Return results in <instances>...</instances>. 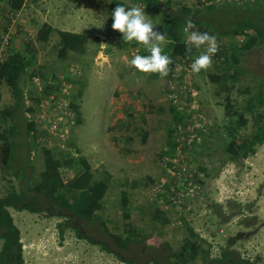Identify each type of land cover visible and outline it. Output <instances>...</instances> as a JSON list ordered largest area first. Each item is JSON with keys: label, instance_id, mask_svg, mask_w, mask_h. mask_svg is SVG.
<instances>
[{"label": "rangeland", "instance_id": "obj_1", "mask_svg": "<svg viewBox=\"0 0 264 264\" xmlns=\"http://www.w3.org/2000/svg\"><path fill=\"white\" fill-rule=\"evenodd\" d=\"M113 1L27 0L20 10L12 9L8 0L0 2L4 5L0 7L1 61L15 51L28 53L30 49L36 53L35 62L21 81L26 95L24 110L35 107L34 112L25 111L27 119L35 122L28 141L31 147L25 133L20 139L23 147L18 148V157L12 167L2 168L0 163V204L13 217L16 229L12 231L14 236H20L25 264H139L124 260L128 254L135 255L116 248L98 223L79 218L30 191L45 166L44 146L51 147L60 156L67 152L76 157L85 155L97 176L107 171L112 174L109 191L99 211L111 232L122 233L137 227L147 235V251L159 249L169 253L181 247L187 235V221L203 239L204 253L196 262L208 264L207 257H219L227 249L255 264H264V144L246 159L229 160L224 148L228 140L225 129L230 122L225 107L227 92L218 94V86L210 78V74L218 69L219 59L213 56L211 65L198 74L191 70L182 72L186 66L184 62L176 71L177 82H170L167 75L139 72L129 60L139 54L143 46L125 43L122 35H117L111 28ZM123 1L144 8L155 25L154 30L165 33L163 24L168 15H162L142 2ZM172 2L175 8L188 4L204 9V20L209 23L223 19L222 12L225 24H215L219 30L230 28L249 15L250 11L245 10L249 3H252L251 16L256 15L255 20L261 25L264 23V0ZM207 4L219 7L226 4L228 9L207 12L204 8ZM225 10L231 12L228 14ZM45 23L55 29L87 33L97 37V42L90 43L86 53L70 52L62 59L58 54L56 32L46 42L37 40V33ZM194 30L198 31V27ZM240 41L237 36L216 37L217 44H238ZM167 43L165 33L162 48ZM203 51L202 46L196 55ZM239 69L241 75L237 80L232 75L227 80L234 83L231 96L243 108L249 97L264 91V39L241 56ZM32 73L37 76L32 77ZM54 83L60 88L48 93L47 86ZM81 86L84 94L79 103L83 122L77 124L74 112L69 110V96ZM184 86L195 88L197 94H186ZM174 89L178 97L171 96ZM0 96V110L17 102L6 83L0 85ZM173 104L184 107L189 113L188 123L195 125L189 136H186L187 132L178 131L172 135L176 141L186 136L181 140L184 144L180 152L177 148L172 150L168 144L169 130L174 127L169 110ZM64 107H67L65 114L62 112ZM247 118L248 124L240 128L239 135L249 134L254 129L253 114L247 113ZM196 121L205 134L200 132ZM24 128L22 131L25 132ZM167 157H178L188 168L198 171V177L203 180L199 195L185 199L181 204L154 195L149 186L168 176ZM62 171L67 181L78 174L79 168L69 165ZM148 177L154 180L150 182ZM12 187L26 193L28 198L6 200ZM123 192L128 194L127 206L122 204ZM27 201H34L39 210H21L13 204L23 205ZM156 206L166 214L168 222L153 217ZM67 217H72L73 227L66 228L61 236L58 223ZM76 227L97 242L78 236ZM101 241L122 258L103 249L99 244ZM2 244L0 238V250ZM130 250L146 252L135 245ZM137 258L141 264H155L144 257Z\"/></svg>", "mask_w": 264, "mask_h": 264}, {"label": "trees", "instance_id": "obj_2", "mask_svg": "<svg viewBox=\"0 0 264 264\" xmlns=\"http://www.w3.org/2000/svg\"><path fill=\"white\" fill-rule=\"evenodd\" d=\"M27 0H8V4L12 9L20 10L25 5ZM136 2H142L144 5L157 11L162 15H168L163 27L167 36L168 43L163 48V52L171 58V63L168 65L167 77L170 80L177 78L178 74L175 69L179 60L184 59L191 63L197 56V48L192 47L189 51L188 46L185 44V35L183 27L187 20H192L195 29L198 27L200 32H208L215 37L237 36L241 38L238 44L231 43L227 45L225 43H218V51L214 55L219 59L217 63V70L210 74L211 81L218 86V94L221 92H227L225 107L230 122L226 125V134L228 140L226 141L224 148L229 160L236 161L238 159H246L254 154L259 145L264 144V91L260 90L254 93L246 100L243 108H240L231 96L232 90L235 88L234 83L230 84L227 78L232 75V78L236 80L241 75L239 65L241 63V56L259 45L264 39V23L261 25L255 20L256 15H252V3L245 8L250 11V14L236 21L230 28L219 30V27L215 24L223 25L225 17L221 12L220 15L223 19H217L216 22H206L204 20V9L200 7H192L188 4H182L175 8L172 0H134ZM202 3V1H200ZM258 2V1H256ZM118 3L125 4L126 7L132 6L123 0H114L113 9ZM261 2H259L260 4ZM262 4V3H261ZM205 10L220 12L223 9H228V5L224 4L222 7L215 4L204 5ZM230 13L231 11H226ZM236 14L235 10L232 11V15ZM219 15V16H220ZM237 17V15H236ZM263 20L262 17H258ZM216 19V17H215ZM223 20V21H222ZM263 22V21H262ZM228 22H226V25ZM56 32L59 38L58 41V54L62 59H66L70 52L86 53L88 45L90 43L97 42V37H92L87 33H80L62 29H55L51 24L45 23L37 33V40L48 41L52 34ZM117 35L120 34L115 30ZM221 38V37H220ZM135 43V42H134ZM29 53V54H28ZM28 53L24 51H15L10 54L5 60L0 61V85L2 83L8 84L13 92L17 102L9 107L0 110V163L2 168H10L14 164L15 159L18 157V148L23 147L20 141L26 133L27 144L32 137L31 132L34 129L35 122L28 120L25 116V111H35L34 106L25 108V90L21 85V81L24 75L29 73V68L35 62L36 53L28 49ZM145 47L139 50V55H148ZM170 65H173V69L170 70ZM187 71L184 69L182 72ZM159 75L158 73H155ZM32 77L37 76L32 73ZM55 79V75H53ZM69 79V78H68ZM177 82V80H176ZM84 86V85H83ZM83 86L79 87L75 92L69 96L70 111L74 112L75 122L80 124L83 122V116L81 111V105L79 99L83 96ZM60 85L57 83L47 86L48 93H52L58 90ZM178 92V91H177ZM189 93V91H188ZM187 94V93H186ZM1 99V96H0ZM40 102V99H37ZM189 104V103H188ZM172 115V121L174 127L169 130L168 140L169 148L175 150L177 148V141L175 137L172 139V135H175L180 125H186L189 122V113L183 108L180 109L176 105L169 107ZM247 113L253 114L254 129L249 134L239 135L240 128L245 127L248 124L249 119ZM23 117L21 118V116ZM26 131H22L23 127ZM202 134H205L200 130ZM207 135V134H206ZM72 145V143H71ZM69 145V146H71ZM31 145L29 146V148ZM80 153V149H76ZM45 156V166L41 171L39 178H37L30 186V191L37 197L41 196L47 201L52 202L58 206L64 207L71 211L79 218L90 221L91 223H98L102 232L107 234L112 240L114 245L123 249L139 248L141 251H147L145 249L146 237L142 229L137 227H130L122 233L111 232L105 219L99 214L102 210L105 197L110 188V181L112 174L106 172L102 176H97L93 171L90 160L85 155H78L76 157L73 153L67 152L65 155H58L51 147H43ZM77 166L79 172L70 180H65L63 176V168L66 166ZM191 168V167H190ZM192 169V168H191ZM194 171V170H191ZM150 182L154 179L148 177ZM194 182L201 183L203 180L198 177V172L194 174ZM28 198L24 192H17L15 187L7 195L6 200H19L23 201ZM129 203L127 192H123L122 204L127 206ZM18 209H28L30 211H38L34 204V201H27V203L20 205L13 203ZM2 209V210H1ZM154 218H162L164 222H168L166 214L156 206L153 211ZM61 236H64L65 230L68 227H73L72 217H67L58 223ZM185 227L187 235L185 236L181 247L178 250L164 253L159 249L153 250V252L164 254L169 258L173 264H202L196 262V259L203 255L204 248L202 245L203 239L199 233L195 231L187 221H185ZM12 229H16L13 217L7 213L4 209V205L0 204V238L3 239V244L0 250V264L10 261L11 264H25L22 255V243L20 242V236L17 234L14 236ZM78 236L86 238L90 242L94 241L91 237L84 235L81 230L74 228ZM16 240V243H15ZM101 247L105 250L116 253L120 258L121 255L107 246L106 242H99ZM142 246V248H140ZM233 254H237L234 250H223L219 257L208 259V264H224L225 260ZM239 255V254H237ZM240 256V255H239ZM138 256L128 254V260L130 263L141 264ZM241 257V256H240ZM248 260L247 258H243ZM155 264H160L156 259H150ZM236 264V263H233Z\"/></svg>", "mask_w": 264, "mask_h": 264}, {"label": "clouds", "instance_id": "obj_3", "mask_svg": "<svg viewBox=\"0 0 264 264\" xmlns=\"http://www.w3.org/2000/svg\"><path fill=\"white\" fill-rule=\"evenodd\" d=\"M111 3L112 0H107ZM112 24L111 28L122 34L123 41L135 42L145 47L148 55H134L129 64L141 73H158L161 77L168 74V65L171 58L163 52L162 45L165 42V33L158 29L154 30V24L144 8L139 6L126 7L123 3H118L111 12ZM195 29L192 20H187L183 27L185 35V44L189 51L192 47L200 49L202 46L204 51L195 57L190 64L191 72L200 73L207 69L212 63V57L217 53L218 47L216 37L208 32H200Z\"/></svg>", "mask_w": 264, "mask_h": 264}, {"label": "built area", "instance_id": "obj_4", "mask_svg": "<svg viewBox=\"0 0 264 264\" xmlns=\"http://www.w3.org/2000/svg\"><path fill=\"white\" fill-rule=\"evenodd\" d=\"M2 0H0L1 2ZM4 6L2 3H0V7ZM11 36V29L8 32V38ZM7 38V41H8ZM2 53V47H0V56ZM1 61V59H0ZM184 62L186 63L185 69L187 71H190V64L188 61L181 59L179 60L177 67L175 71L180 70L184 65ZM173 69V65H170V70ZM176 80L172 79L170 82H173ZM172 87H175L174 85ZM186 93L189 91L191 96H194L197 94V91L194 89H191V87L184 86L183 89H186ZM172 90V89H171ZM170 90V92H171ZM181 90L180 92H182ZM169 92V93H170ZM171 96L178 97V94L175 92V89L173 90V93H171ZM180 109H183L184 107H179ZM64 114L67 113V107H64V110L62 111ZM197 123V121H196ZM193 126V129L190 130L189 128ZM197 126H199V129L202 130L201 124L197 123ZM195 130V125H192L190 123H186V125H180L178 127V132H187L186 136H189L191 132ZM203 131V130H202ZM204 132V131H203ZM186 136H183L182 139H184ZM182 139H177L178 145H177V151H181ZM184 163V164H183ZM167 171L169 172L168 176H166L164 179H162L159 182H152L149 186L150 190L154 193L155 196L163 198V200H168L171 203L175 204H181L185 199L192 198L194 196L199 195L203 190V185L201 183L194 182V174L198 171L191 169L187 167V163L185 164L184 161H180L178 157H167V160L165 161ZM169 164L171 166L169 167ZM194 170V171H191ZM171 173V174H170Z\"/></svg>", "mask_w": 264, "mask_h": 264}, {"label": "water", "instance_id": "obj_5", "mask_svg": "<svg viewBox=\"0 0 264 264\" xmlns=\"http://www.w3.org/2000/svg\"><path fill=\"white\" fill-rule=\"evenodd\" d=\"M117 248L124 250V251H127V252H130V253L134 254L135 256L144 257L147 260L156 259L160 264H173L169 258H167L164 254H161V253H156L153 251H146V252L142 253V252L135 251V250L123 249V248L118 247V246H117ZM233 263H236V264H255L252 261L244 260L242 257H240L237 254L230 255L224 262V264H233Z\"/></svg>", "mask_w": 264, "mask_h": 264}]
</instances>
